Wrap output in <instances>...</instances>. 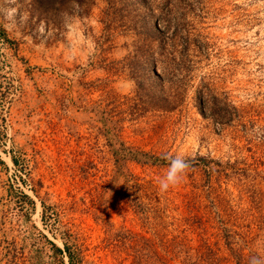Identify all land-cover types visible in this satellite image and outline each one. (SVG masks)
I'll list each match as a JSON object with an SVG mask.
<instances>
[{
  "label": "rangeland",
  "instance_id": "obj_1",
  "mask_svg": "<svg viewBox=\"0 0 264 264\" xmlns=\"http://www.w3.org/2000/svg\"><path fill=\"white\" fill-rule=\"evenodd\" d=\"M162 2L95 0L87 10L84 0H0V233L22 191L36 224L61 244L56 214L41 219L44 200L96 264L133 256L108 241L95 213L125 238L149 237L159 254L162 242L204 240L227 264H235L228 246L264 257V0L169 1L194 42L178 71L181 99L168 110L154 102L168 87L136 49L149 7ZM112 129L128 145L184 156L190 170L161 192L168 162L128 160V179L113 182ZM155 264H182V256Z\"/></svg>",
  "mask_w": 264,
  "mask_h": 264
},
{
  "label": "trees",
  "instance_id": "obj_2",
  "mask_svg": "<svg viewBox=\"0 0 264 264\" xmlns=\"http://www.w3.org/2000/svg\"><path fill=\"white\" fill-rule=\"evenodd\" d=\"M94 1L84 0L87 10L91 8ZM169 1L164 0L162 4L157 3L149 7L151 23L146 27L143 36H138L139 41L136 43V49L145 55L144 58L147 57L152 62V72L158 78L160 84L163 87H168L165 91L163 88L161 93L157 94L154 99V102L157 103L156 106L164 110L175 107L181 99L180 93L184 91V85L178 79V71L181 70L188 59V49L191 43L194 42L190 33L184 30V24L187 23L185 18L179 16L177 6ZM158 68H162L163 73L157 72ZM140 85L141 83L138 81V87L141 88ZM205 102L202 91L198 96V103L201 108H204ZM105 136L114 161L113 182L128 179V160L140 164L168 162L163 158L165 155L155 154L126 144L120 137L119 130H107ZM11 158L16 163L15 156H11ZM198 158L207 160L200 155ZM122 187L130 198L133 208L138 212H143V202L139 199L138 194L135 192L130 194L127 184ZM13 198L16 210H13L10 218H13L15 222L12 221L13 219L8 218L9 223L6 224L2 220L5 224L0 233V264H96L87 257L85 252L87 247L84 245L80 233L73 228L72 223L62 219L58 210L55 208H52L54 211L47 209L50 205H46L44 200H41V219L46 225L47 216L50 217L51 214H56L54 215V225L61 239V244H58L42 227L32 220L28 206L30 205L33 208L34 200L27 193L21 191ZM7 215H5L6 218ZM94 217L108 227V241L110 243H114L112 241L118 239V245L131 248L130 254L133 259L130 264H155L158 256H182V264H227L222 262L219 248H214L204 240L197 246L182 241L171 244L162 242L164 254H159L155 248V243L149 237L131 233L130 235L126 234L127 237L125 238L123 233H114L111 230L110 222L102 213H95ZM226 243L229 244L230 242ZM228 248L230 257L235 264H250L253 256H259L253 254L254 252L245 255L242 249L239 248L235 249L231 246H228Z\"/></svg>",
  "mask_w": 264,
  "mask_h": 264
},
{
  "label": "clouds",
  "instance_id": "obj_3",
  "mask_svg": "<svg viewBox=\"0 0 264 264\" xmlns=\"http://www.w3.org/2000/svg\"><path fill=\"white\" fill-rule=\"evenodd\" d=\"M168 161V166L164 176L159 181V189L166 192L172 187L178 186L191 168L190 161L181 155H165L163 157ZM250 264H264V257L253 256Z\"/></svg>",
  "mask_w": 264,
  "mask_h": 264
}]
</instances>
